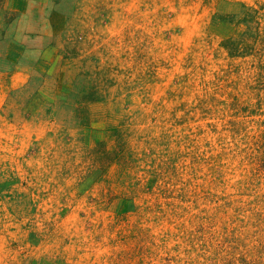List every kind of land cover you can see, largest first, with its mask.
I'll list each match as a JSON object with an SVG mask.
<instances>
[{"label":"rangeland","instance_id":"obj_1","mask_svg":"<svg viewBox=\"0 0 264 264\" xmlns=\"http://www.w3.org/2000/svg\"><path fill=\"white\" fill-rule=\"evenodd\" d=\"M0 264H264V0H0Z\"/></svg>","mask_w":264,"mask_h":264}]
</instances>
